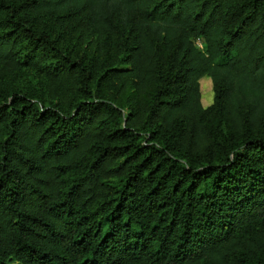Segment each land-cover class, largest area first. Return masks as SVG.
I'll use <instances>...</instances> for the list:
<instances>
[{
    "label": "trees",
    "instance_id": "obj_1",
    "mask_svg": "<svg viewBox=\"0 0 264 264\" xmlns=\"http://www.w3.org/2000/svg\"><path fill=\"white\" fill-rule=\"evenodd\" d=\"M0 264H264V0H0Z\"/></svg>",
    "mask_w": 264,
    "mask_h": 264
},
{
    "label": "rangeland",
    "instance_id": "obj_2",
    "mask_svg": "<svg viewBox=\"0 0 264 264\" xmlns=\"http://www.w3.org/2000/svg\"><path fill=\"white\" fill-rule=\"evenodd\" d=\"M200 84H201L203 104L205 106H208L212 103L213 95H214L212 80L210 77L204 76L201 78Z\"/></svg>",
    "mask_w": 264,
    "mask_h": 264
}]
</instances>
